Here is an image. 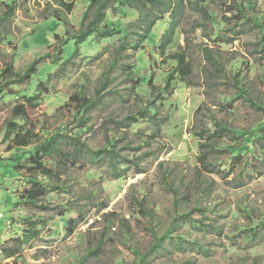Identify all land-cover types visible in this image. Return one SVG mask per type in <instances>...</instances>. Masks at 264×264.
Listing matches in <instances>:
<instances>
[{"label":"rangeland","instance_id":"374dc122","mask_svg":"<svg viewBox=\"0 0 264 264\" xmlns=\"http://www.w3.org/2000/svg\"><path fill=\"white\" fill-rule=\"evenodd\" d=\"M183 1L163 51L171 14L137 51L98 33L75 54L86 0H0V264H264V0ZM140 16L117 5L105 23L135 42ZM216 122L262 137L199 173L195 134ZM56 134L48 179L28 162ZM29 179L46 188L35 204Z\"/></svg>","mask_w":264,"mask_h":264},{"label":"trees","instance_id":"16d2710c","mask_svg":"<svg viewBox=\"0 0 264 264\" xmlns=\"http://www.w3.org/2000/svg\"><path fill=\"white\" fill-rule=\"evenodd\" d=\"M88 2V7L84 16V20L89 19L90 16L92 17L90 19V22L88 23V26L85 28L83 24V27L81 28L80 32L76 34V36L70 37L69 33L66 32V42L64 45H66L69 41L73 40L75 41L77 45V49L75 50V54H77L78 51V46H80L82 43L88 41L89 39H92L96 34H100V36H103L104 38L106 37H113L114 35H120L123 39V47L126 51L128 47H130L132 50H139L144 43V40L148 38L150 32L152 31L154 24L158 22L159 20H162L163 14H171L172 15V21L169 26V28L165 31L161 44L159 46V50L163 51L165 47L168 45L172 44L176 30L178 28V17L181 12V9L184 6V1L183 0H86ZM64 7H66L68 10H72L73 5L72 4H63L61 3ZM131 6L135 8L140 16V23L143 25V34H137L139 39L135 40L133 42L131 40V35L130 31L128 29L123 28L122 26L120 27H111L108 26L106 22L107 18V11L115 8L116 6ZM158 11L157 14H155L156 11ZM206 12V10H204ZM240 13H242V10H240ZM212 22H217V19L215 18L214 15H210ZM245 19V18H244ZM69 36V37H68ZM58 37V36H57ZM59 38V37H58ZM63 45V46H64ZM126 46V47H125ZM58 55V52H57ZM58 59V58H57ZM178 61V69L179 71L184 74L187 72V67L188 64H186L185 61V56L182 54H179L176 58ZM237 86H238V92L242 97L245 99L249 100L251 103L252 99L249 97L247 88L244 84L240 83L239 80H237ZM26 101L29 102L30 104L33 103L35 97L32 98H27ZM25 106L24 105H17L15 106L13 110L14 116L22 117L24 118L27 116L26 111H25ZM264 109V108H262ZM15 124H11V128ZM263 129V126H261L258 130H250V131H242L239 129H235L232 126L228 125L227 123H220L216 122L215 127L212 129H202L201 133L195 134L198 139H200L202 142H200L199 145V154H198V163H199V168L197 171L199 173H202L203 171L206 173H213L214 170L209 169V166H214V160L217 158L218 154H222L225 152H228L231 154V157L233 159H239L243 153H248V152H254L255 145L253 143L255 138L261 139V130ZM29 136H32V131L29 130L28 133L22 137L20 135H17L15 140H16V146L17 147H27L31 145V142H29L28 138ZM243 137L245 139V142L243 143L242 146H227L224 145L222 147H226L223 149H220L219 146L223 145V141L227 138H230L231 140L238 139L239 137ZM60 134H56V136H53L51 139L47 140L45 143H43L39 147H35V151L30 157V160L28 164H30L33 169L31 170H39L41 172V175H44L46 178L50 179L52 177H61L62 173L58 172L59 170L57 168H53L50 166L46 165V161L43 159L44 157H49V162H53L54 160V153H60L59 151V144L61 143ZM75 138V137H71ZM204 141V142H203ZM208 145H211L212 151L210 154L205 153L204 149L208 147ZM214 164V165H213ZM56 167V166H55ZM204 167V168H203ZM216 167V166H214ZM22 166H18V170H22ZM31 183H33V189L28 192V196H21L20 199L21 201H24L25 203H28L29 201L36 203L37 197H36V192L35 190H40V191H45V187L43 184H40L37 179L31 180L29 179ZM43 188H38L42 187ZM43 189V190H41ZM47 191V190H46ZM33 202V204H35ZM258 222V227H263L264 224ZM69 227L70 225L67 224ZM172 233H168L167 237H170ZM175 239H179V237H176ZM180 247L181 245L178 244Z\"/></svg>","mask_w":264,"mask_h":264}]
</instances>
